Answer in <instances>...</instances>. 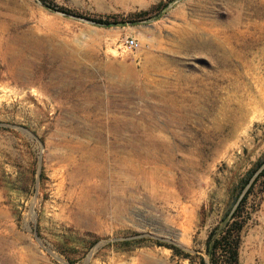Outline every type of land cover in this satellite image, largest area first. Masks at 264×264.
Returning <instances> with one entry per match:
<instances>
[{
  "label": "rangeland",
  "instance_id": "rangeland-1",
  "mask_svg": "<svg viewBox=\"0 0 264 264\" xmlns=\"http://www.w3.org/2000/svg\"><path fill=\"white\" fill-rule=\"evenodd\" d=\"M45 1L111 21L159 6L115 27L0 0V264H190L154 240L203 254L264 159V0ZM263 185L241 264H264Z\"/></svg>",
  "mask_w": 264,
  "mask_h": 264
},
{
  "label": "trees",
  "instance_id": "trees-1",
  "mask_svg": "<svg viewBox=\"0 0 264 264\" xmlns=\"http://www.w3.org/2000/svg\"><path fill=\"white\" fill-rule=\"evenodd\" d=\"M40 1L47 4L45 0ZM158 6L159 4H156L150 9L133 13L128 20L131 21V19L134 18L144 17L145 15H148L151 10L158 8ZM59 10L67 11L63 8H59ZM92 19L100 26H108V23L111 21L108 17ZM262 177H264V159L256 161L236 184V187L233 189L232 201L227 205L218 222L207 234L204 242L203 254L192 253L182 247L160 240H154V243L167 246L174 254L179 255L184 259H188L190 264H241L239 252L249 213L246 209V202L254 185ZM248 183L249 185L247 186ZM246 186L247 188L241 195ZM240 195L241 197L239 198ZM139 239L140 238L132 239L136 241L133 244L138 246L142 245V243L139 242ZM120 242L123 243L122 245H125L122 248L126 249L130 245L131 239L122 240Z\"/></svg>",
  "mask_w": 264,
  "mask_h": 264
},
{
  "label": "water",
  "instance_id": "water-1",
  "mask_svg": "<svg viewBox=\"0 0 264 264\" xmlns=\"http://www.w3.org/2000/svg\"><path fill=\"white\" fill-rule=\"evenodd\" d=\"M39 2H41L40 0H38ZM42 3V2H41ZM44 6H46L47 8L53 10V11H56L60 14H63V15H66V16H69V17H73V18H78L80 20H84L86 22H89V23H92V24H97L99 25L95 20H93L92 18L90 17H87V16H82V15H79V14H75V13H71V12H67V11H61L57 8H53V7H50L48 6L47 4L45 3H42ZM167 7H165L163 9V11L166 9ZM143 20H112L108 23V26H123V25H126V24H129V23H140L142 22ZM102 26V25H101ZM249 185V183L247 184V186ZM247 186L244 188V190L242 191L241 195L243 194V192L245 191V189L247 188ZM241 195L239 196V198L241 197Z\"/></svg>",
  "mask_w": 264,
  "mask_h": 264
},
{
  "label": "built area",
  "instance_id": "built-area-1",
  "mask_svg": "<svg viewBox=\"0 0 264 264\" xmlns=\"http://www.w3.org/2000/svg\"><path fill=\"white\" fill-rule=\"evenodd\" d=\"M122 43L124 48H129V49H136L138 46L137 40L133 37H126Z\"/></svg>",
  "mask_w": 264,
  "mask_h": 264
},
{
  "label": "bare ground",
  "instance_id": "bare-ground-1",
  "mask_svg": "<svg viewBox=\"0 0 264 264\" xmlns=\"http://www.w3.org/2000/svg\"><path fill=\"white\" fill-rule=\"evenodd\" d=\"M262 9V8H261ZM256 13V12H255ZM263 16H264V11H263ZM255 44V43H254ZM256 50V49H255ZM256 58H258L259 61L264 62V48H260L258 50V54L256 55ZM141 156V155H140Z\"/></svg>",
  "mask_w": 264,
  "mask_h": 264
}]
</instances>
